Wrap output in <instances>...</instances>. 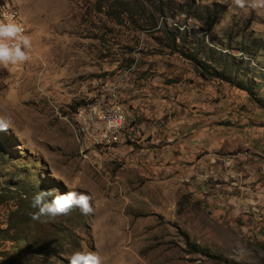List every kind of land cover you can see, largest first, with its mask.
Masks as SVG:
<instances>
[{
  "label": "rangeland",
  "instance_id": "1",
  "mask_svg": "<svg viewBox=\"0 0 264 264\" xmlns=\"http://www.w3.org/2000/svg\"><path fill=\"white\" fill-rule=\"evenodd\" d=\"M11 9L32 48L0 66V264H69L77 251L103 264H264V11L0 0V21L15 22ZM169 27L186 32L178 53ZM182 53L215 56L211 73ZM99 100L126 112L121 144L81 132L77 115ZM45 190L91 194L94 213L33 220Z\"/></svg>",
  "mask_w": 264,
  "mask_h": 264
},
{
  "label": "clouds",
  "instance_id": "2",
  "mask_svg": "<svg viewBox=\"0 0 264 264\" xmlns=\"http://www.w3.org/2000/svg\"><path fill=\"white\" fill-rule=\"evenodd\" d=\"M232 5L246 10L251 8L257 12L264 11V0H232ZM8 19L7 13H3ZM198 29L199 25L192 26ZM32 48L31 37L25 35V28L20 23L0 21V66L22 64L29 60L28 52ZM7 122L0 121V127H6ZM67 186V185H66ZM51 191H41L32 198V207L38 209L31 214L33 220L42 217L68 215L73 208H79L83 215L94 213L93 196L86 192L69 190L56 194L51 200ZM69 264H103L102 257L97 252L77 251L69 258Z\"/></svg>",
  "mask_w": 264,
  "mask_h": 264
},
{
  "label": "built area",
  "instance_id": "3",
  "mask_svg": "<svg viewBox=\"0 0 264 264\" xmlns=\"http://www.w3.org/2000/svg\"><path fill=\"white\" fill-rule=\"evenodd\" d=\"M4 9H9L4 3ZM15 14L16 9H11ZM15 23H22V18L15 17ZM26 33V29H25ZM81 119L90 118L92 120V139H96L97 148H99V140H107L109 147L115 146L117 142H123L124 131L127 127H123L122 119L118 111L114 107L108 105H98V101L91 105L84 112H79Z\"/></svg>",
  "mask_w": 264,
  "mask_h": 264
},
{
  "label": "trees",
  "instance_id": "4",
  "mask_svg": "<svg viewBox=\"0 0 264 264\" xmlns=\"http://www.w3.org/2000/svg\"><path fill=\"white\" fill-rule=\"evenodd\" d=\"M167 19L168 18H166L165 21ZM165 33H166V37L168 39V42L166 43L167 47L171 48L173 51H175L177 53L179 51H181L180 50V47L182 46L181 39H183V35H186V32L181 33L179 30L169 27L168 31L166 30ZM180 35H181V38H180ZM181 55L183 57L186 56V59H189L190 61H192L194 63V65L196 66L197 71L203 77L206 76V73H211L210 69L212 68L211 65H213V64H210V62L213 63L215 61V58H214L215 56L205 55L203 58V60L205 62H200V58L198 60V57H197L198 54L197 53L196 54H188V55H186L185 53H182ZM215 71H218V70H215ZM217 75H220V74L217 73ZM1 203L2 202H0V204Z\"/></svg>",
  "mask_w": 264,
  "mask_h": 264
},
{
  "label": "bare ground",
  "instance_id": "5",
  "mask_svg": "<svg viewBox=\"0 0 264 264\" xmlns=\"http://www.w3.org/2000/svg\"><path fill=\"white\" fill-rule=\"evenodd\" d=\"M8 18L13 21H15V17L17 18V16L15 14H7ZM184 30V29H183ZM99 98V97H98ZM92 103V102H91ZM93 105V104H90L89 103V106L87 108H84V111L89 109L90 106ZM98 105H105L104 104V101H98ZM114 110L118 111L119 115H120V118L122 119V125L123 127H126L127 125V121H128V118H127V115L125 112L123 111H119L117 109L114 108ZM77 117H79L78 121L80 123V130L81 132L84 134V135H89V136H92V120H90V118H83V120L81 119L80 115L78 114ZM103 142H107V140H102Z\"/></svg>",
  "mask_w": 264,
  "mask_h": 264
},
{
  "label": "crops",
  "instance_id": "6",
  "mask_svg": "<svg viewBox=\"0 0 264 264\" xmlns=\"http://www.w3.org/2000/svg\"><path fill=\"white\" fill-rule=\"evenodd\" d=\"M114 108L117 109V110H119V111H123V112H125L124 109H122L120 106H119V107H115V106H114ZM125 113H126V112H125ZM126 115H127V114H126ZM127 118H128V117H127ZM127 125H128V121H127ZM127 125H126V127H127ZM95 140H96V139H95ZM95 140L88 138V141L91 142V143L93 144V146H97ZM117 143H118V144H121L122 142H117ZM117 143H116V144H117ZM99 147L106 148V147H109V146L107 145V142H103L102 140H99Z\"/></svg>",
  "mask_w": 264,
  "mask_h": 264
}]
</instances>
